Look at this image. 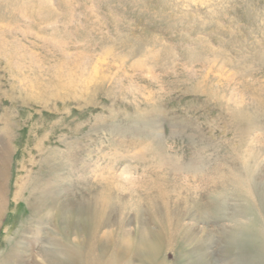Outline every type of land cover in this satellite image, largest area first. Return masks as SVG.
<instances>
[{
	"label": "rangeland",
	"instance_id": "1",
	"mask_svg": "<svg viewBox=\"0 0 264 264\" xmlns=\"http://www.w3.org/2000/svg\"><path fill=\"white\" fill-rule=\"evenodd\" d=\"M0 34V264H264V0H0Z\"/></svg>",
	"mask_w": 264,
	"mask_h": 264
},
{
	"label": "bare ground",
	"instance_id": "2",
	"mask_svg": "<svg viewBox=\"0 0 264 264\" xmlns=\"http://www.w3.org/2000/svg\"><path fill=\"white\" fill-rule=\"evenodd\" d=\"M32 2H34V1H32ZM42 7L43 6H41V8ZM24 8H25V5L23 6L22 10ZM22 10H21V12H22ZM41 13L39 11H36V13L33 12V15H34V17L36 15V18H41V16H42V15H40ZM8 47H11V50L14 51V53H11V54H14L15 56H22V54H24V53H22L23 48L20 46V44H17L15 42L13 43L12 41L11 42L7 41L0 34V51H3L4 53H8L7 52L8 51ZM61 66L64 69L60 68L58 73L56 72L57 75H56V81H55L56 82L55 88L57 90H62L64 88H66L67 86L71 87V89H75V88L79 87V85L81 84L80 82H82V79H80L79 76L77 75L78 72H80L83 75V74H85V72L87 73V72L90 71L89 79L87 81H85V83L83 84L84 85L83 89L86 92H88L90 90V85L92 86V84H94V83H100V81L103 82V83H106L108 81V78L105 76V71L102 70L101 67L98 64L91 66V65H89L88 62H81V63H77L75 65L74 69L72 67H67L66 65L64 66L63 64ZM77 77H78V80H77ZM41 90L44 91V89H41ZM46 193H47V191H42L41 196L38 197L37 200H36L35 211L38 213L36 218L41 217L39 219V221L42 222L45 219V216H49L50 217L51 215H55L61 221L65 219L64 220L65 223H64V227H63V232L66 233V234L67 233L68 234H71V233L73 234V233H76V232H79V231H83L85 228H87L88 223L91 226L92 221L91 222L89 221L91 218H89L81 209H80V211H76L75 212V210H73L72 208L67 207V206H63V208L61 210H58L57 206H56L57 203L55 201H53L51 199V197L47 198ZM83 217L86 218L85 221H84ZM41 219H43V220H41ZM96 224L101 226V222L100 221H97ZM85 234H87V233H85ZM137 237H134V238H137ZM139 237H141V238L134 239V238L130 237V239L128 240L129 242L128 241L125 242L126 246L125 245L124 246L126 247V251L125 252H119V255H118L119 259H124L126 257V255L128 253H131V252H132V256L128 257V259H126V260H128L129 262H132V263H133V260L137 261V262H142V261H144L147 258L149 259V257L150 258L153 257V255L151 253L149 255L148 251L151 250V247L155 244V242L157 243V241L156 240L151 241V237L149 236L148 232H145L143 235H141ZM124 239L125 238L123 236L122 240L124 241ZM74 243H76V242H74ZM115 244H117V243H115ZM124 246L121 247V248H124ZM67 247H69V246H67ZM102 250H103V248H102ZM73 254L76 255V258H79L80 261L83 259L82 254L80 253L79 250H76V249L74 250L73 249ZM101 257L105 258L104 255H102ZM52 259H51V261H52ZM114 263L116 264V261ZM52 264H54V263H52Z\"/></svg>",
	"mask_w": 264,
	"mask_h": 264
}]
</instances>
